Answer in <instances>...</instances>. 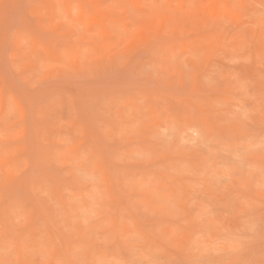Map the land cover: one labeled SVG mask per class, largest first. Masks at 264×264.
I'll list each match as a JSON object with an SVG mask.
<instances>
[{"label": "rangeland", "instance_id": "374dc122", "mask_svg": "<svg viewBox=\"0 0 264 264\" xmlns=\"http://www.w3.org/2000/svg\"><path fill=\"white\" fill-rule=\"evenodd\" d=\"M0 264H264V0H0Z\"/></svg>", "mask_w": 264, "mask_h": 264}]
</instances>
